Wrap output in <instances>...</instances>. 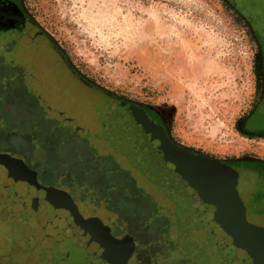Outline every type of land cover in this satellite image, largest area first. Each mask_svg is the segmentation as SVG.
I'll return each instance as SVG.
<instances>
[{
	"label": "rangeland",
	"instance_id": "obj_1",
	"mask_svg": "<svg viewBox=\"0 0 264 264\" xmlns=\"http://www.w3.org/2000/svg\"><path fill=\"white\" fill-rule=\"evenodd\" d=\"M23 3L38 30L52 38L82 78L155 113L176 142L213 159L264 158V135L250 136L240 128L264 86V0ZM13 36L0 35V45ZM59 71L47 80L46 91L55 99L67 86ZM29 76L0 47V154L22 159L38 172L41 184L77 192L76 198L98 214L106 264H243L239 256L248 259V248L222 247L227 240L241 243V234L228 222L221 224L214 214H192L168 189L141 180L135 168L138 180L132 178L101 146L92 145V134L73 128L77 119L59 117L54 104L39 96L44 88L30 86ZM82 88L78 99L95 95ZM60 100L63 111L75 110ZM237 168L236 190L248 208V163ZM175 186L186 199L190 189L181 182ZM1 207L16 211L15 220L34 205L0 193L4 219ZM80 211L87 229L95 217H88L82 206ZM248 219L261 222L247 209L246 226ZM214 235L222 247L216 252L205 247ZM32 241L27 235L23 244L31 247Z\"/></svg>",
	"mask_w": 264,
	"mask_h": 264
},
{
	"label": "flooded vegetation",
	"instance_id": "obj_2",
	"mask_svg": "<svg viewBox=\"0 0 264 264\" xmlns=\"http://www.w3.org/2000/svg\"><path fill=\"white\" fill-rule=\"evenodd\" d=\"M10 33L14 36L11 39H6L3 45H0V47L3 48L6 59L12 60L15 67L29 71V77L31 78V83H29L30 86L39 84V87L44 88L43 91L40 90L39 96L44 98L45 101H48L50 105L51 103L54 104V111L59 117L71 116V118L77 119L78 122H76V124L78 125L73 128L77 131L80 130L81 132L92 134L93 137H95V143L90 140L92 145L94 144L97 147L101 146L103 153H106L109 159L112 162H115L116 165L130 172L131 177L135 180H138V176L134 174V168L135 171L137 170L142 175L141 180L144 179L153 182L156 185L160 184L164 191L168 189L170 192H166H169V195L174 197L179 203H184L189 208L188 210L193 211L192 214H214L215 216V214L218 213L213 207L204 203L203 199H198V194L192 187L187 191L188 195L186 199H183L182 197L184 196L182 193L178 194L172 192V189L162 184L165 182L164 180H168V185H172V188H174L176 187L174 184L179 182L171 181L166 174L161 175L160 173H164L165 171L159 170L157 166L152 164V161L155 158H146L144 156L139 157L137 155L138 148L133 142H131L130 139H124L122 137L124 130H130V132L135 135V138L142 140L150 147V137L144 134L139 135L136 130L134 131V129H132L136 119L131 117L130 112L131 109L139 107L133 106L114 95L107 94L104 90L93 84L94 82L82 78L77 68L71 63L66 54L55 45L52 38L46 33L38 30L35 21L25 8L23 0H0V35ZM42 68H46V70H42ZM56 69L61 71V73L60 71L58 72V76L61 75L63 79V81L60 82L65 83L67 86L63 90V94L57 95V98L55 99L54 95H48L49 92L46 91V87L48 88L50 86L47 85L48 77L57 73ZM81 86H85L86 89L95 92V95H89L87 97L89 99H78V94H80L81 91L82 93L85 91L83 88L81 89ZM91 97H97V102L94 101V98L91 99ZM57 99H61L60 102L63 101L64 103L70 102L71 104H65L75 110L69 112V114L68 112L63 111L62 106L57 102ZM146 111L157 122L161 123L159 117L155 113L147 108ZM251 115V117H247L244 121H241L240 128L243 129L245 134L250 136L257 134L264 135V86L262 88L259 103ZM166 131L169 138L175 143L192 152L205 156L194 149L176 142L167 129ZM214 159L220 161L222 165L229 170L230 174L234 177L236 189L238 188L240 177V172L237 166H243L244 163H248V197L251 201L248 202V208L246 206L245 213L248 209V214L251 212L259 214V219L262 223L252 222L248 219V228H252L257 232L260 247L263 249V257L260 259V255L256 253L254 249L255 242L252 239H248V264H264V158L248 156V159ZM156 170L159 174L153 173L156 172ZM23 188L27 189V187ZM57 188L66 191L71 195L74 204L76 205L77 213L82 214V211H80V207L82 206V210L84 209L88 217H95L91 222V226L87 229L85 227V230L88 233V243L90 246L87 258L82 260L81 257L65 253L61 249L49 250L44 248L41 244L40 238L34 233L23 231L17 227H12L17 220L26 217L28 213L19 214L20 218L17 216L15 217V220H12L11 217L13 216V212L16 211H10L12 209L5 210L1 207L3 214L6 215L4 219L0 218V264H106L104 261V253L102 254L104 251L102 249L103 243L100 240V225L97 224L98 214L91 211L87 205H84L78 200V198H76V195H78L77 192H71V190L66 188ZM146 192L151 197H154L152 192ZM180 198L183 200H180ZM30 202L32 203V200H30ZM76 203H80L81 206L79 207ZM244 204L246 205L245 202ZM4 210L6 213H4ZM7 211H10L12 214L10 217L7 214ZM218 214L217 218L221 220L222 216L220 213ZM82 215L84 217V214ZM1 216L2 213L0 211V217ZM6 216L11 222L5 219ZM85 219L86 218L84 217V220ZM226 222L224 221L221 224L224 225L229 223ZM218 224H215V226H217V230L219 231L220 224ZM229 225L234 232H238L231 223H229ZM12 233L15 234L14 240L12 239L13 237H11ZM212 234H215V229ZM27 235L34 241H32L34 244L32 243L31 247L28 245V242H24L23 244V240ZM213 237L212 241L209 240L207 241L208 243L205 244V247H209L208 249L211 248L210 250L216 252L222 247H229L226 243L221 247L220 239L215 237V235Z\"/></svg>",
	"mask_w": 264,
	"mask_h": 264
},
{
	"label": "water",
	"instance_id": "obj_3",
	"mask_svg": "<svg viewBox=\"0 0 264 264\" xmlns=\"http://www.w3.org/2000/svg\"><path fill=\"white\" fill-rule=\"evenodd\" d=\"M130 113L131 117L136 119L132 129L139 135L150 137L149 147L142 140L135 138L130 130L123 131L122 137L130 139L138 148L137 155L155 158L152 164L165 171L160 173L161 175L166 174L174 182H183L189 189L192 187L197 192L198 199H203L221 214L220 223H231L241 234V243L237 246L228 240L225 241L231 249L239 248L245 252L248 239H252L255 242L254 249L261 259L263 249L260 247L257 232L245 224L246 205L236 191L234 177L229 170L220 161L192 152L172 141L164 125L151 117L145 107L131 109ZM0 172L2 195L32 200L34 205L32 212L17 220L12 227L34 233L40 238L44 248L61 249L65 253L81 257L82 260L86 259L90 246L85 220L82 214L76 212L71 195L58 188L41 184L38 172L14 156L0 154ZM153 173L159 174L157 170ZM164 181L162 184L169 187L168 180ZM170 189L180 194L177 189ZM218 213L215 214L216 217ZM240 257L241 263L248 264V259H244L242 255Z\"/></svg>",
	"mask_w": 264,
	"mask_h": 264
},
{
	"label": "bare ground",
	"instance_id": "obj_4",
	"mask_svg": "<svg viewBox=\"0 0 264 264\" xmlns=\"http://www.w3.org/2000/svg\"><path fill=\"white\" fill-rule=\"evenodd\" d=\"M107 11V10H106ZM100 12V11H99ZM103 13V12H102Z\"/></svg>",
	"mask_w": 264,
	"mask_h": 264
}]
</instances>
